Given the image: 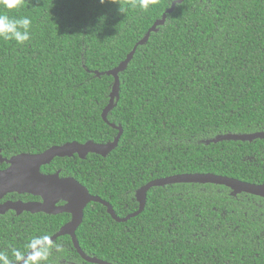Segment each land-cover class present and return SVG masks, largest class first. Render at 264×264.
Here are the masks:
<instances>
[{"label":"trees","instance_id":"obj_1","mask_svg":"<svg viewBox=\"0 0 264 264\" xmlns=\"http://www.w3.org/2000/svg\"><path fill=\"white\" fill-rule=\"evenodd\" d=\"M176 0H24L9 13L32 21L22 47L0 40V153L38 154L66 143L114 140L106 157L56 158L61 175L108 202L119 218L138 209L135 192L172 175L213 174L264 184V139L211 142L264 132V0H183L136 48ZM6 164H0L4 169ZM67 215L0 216V253H27ZM76 238L83 253L110 264H264V199L232 196L215 184L147 191L144 210L114 221L89 203ZM47 264H83L68 236L52 242Z\"/></svg>","mask_w":264,"mask_h":264},{"label":"water","instance_id":"obj_2","mask_svg":"<svg viewBox=\"0 0 264 264\" xmlns=\"http://www.w3.org/2000/svg\"><path fill=\"white\" fill-rule=\"evenodd\" d=\"M182 1L183 0H176L172 3L171 7L162 15L160 20H157L152 25L143 39L134 46L133 50L127 55L123 62H121L116 68L105 73H101V75L113 77V84L109 94V102L101 114L102 120L105 123L109 124L107 122L108 113L112 111L119 100V73L126 69L127 65L134 56L136 48L144 45L148 41L150 34L156 32L157 27L164 25L166 16L171 14L175 5L181 3ZM109 125L118 131V134L110 143L96 144L89 141L80 144L77 142H71L61 146H52L38 154L22 153L12 156L9 159L3 158L0 153V164L4 163L7 165L5 169H0V199L11 193L29 194L42 199L41 202L34 203H5L0 206V214H4L9 210L14 211L17 215L22 212H28L30 214L45 213L49 215H58L62 213L69 214L70 220L66 224L62 225L57 233L50 237L51 242H54L59 237L68 236L71 238L73 248L76 250L83 262L88 264H110L95 257L86 256L81 250L76 238V231L83 220L84 209L91 202L101 204L106 208L107 213L114 221L123 223L130 218L139 215L144 210L147 191L152 187L190 183L215 184L228 188L232 196L245 193L264 199V184H251L213 174L172 175L151 181L139 188L135 192L138 209L124 218H119L108 202L97 196L90 195L88 190L79 184L74 178H60L59 172L50 176H44L41 174V167L49 164L55 158H69L73 155H77L79 159L84 160L88 154H96L106 157L117 147L118 141L122 135V128L120 126L116 127L113 124ZM255 139H264V132L252 134H226L217 136L211 142L217 143L229 140L250 142ZM59 201H63L64 205L57 206L56 204Z\"/></svg>","mask_w":264,"mask_h":264},{"label":"clouds","instance_id":"obj_3","mask_svg":"<svg viewBox=\"0 0 264 264\" xmlns=\"http://www.w3.org/2000/svg\"><path fill=\"white\" fill-rule=\"evenodd\" d=\"M103 5L109 0H99ZM24 4V0H0V40L14 41L17 47L26 45L31 40L32 21L27 16L14 18L9 13L20 9ZM132 7L139 6L143 10H147L146 0H138V4L134 2ZM26 248L27 253L19 249H13L11 257L5 253H0V264H47L49 256L54 248L50 237L39 236L28 241Z\"/></svg>","mask_w":264,"mask_h":264},{"label":"flooded vegetation","instance_id":"obj_4","mask_svg":"<svg viewBox=\"0 0 264 264\" xmlns=\"http://www.w3.org/2000/svg\"><path fill=\"white\" fill-rule=\"evenodd\" d=\"M74 157H77L79 158L77 155H73L69 158H74ZM68 158V157H67ZM56 159V158H55ZM54 160H52L49 164L47 165H44L41 167V174L42 175H47V176H50V175H53L57 172H59V177L60 178H66V177H70V176H66V175H61L60 174V171L59 170H56L54 168V165H53V162ZM7 167V165H6ZM5 167V168H6ZM4 168V169H5ZM42 199L40 197H35V196H32V195H29V194H17V193H11V194H7L5 195L2 199H0V206L5 204V203H15V202H22V203H34V202H41ZM57 206H63L64 205V202L63 201H59L57 204ZM8 212H14L12 210H9L7 212H5L4 214H0V216H4L6 215ZM24 213H28V212H22L21 214L17 215L15 212H14V216H22ZM36 214H43V215H46V216H57V215H49V214H45V213H36ZM62 214H65V213H62ZM35 215V214H34ZM58 215H61V214H58ZM67 215V221L65 222V224L70 220V215L69 214H65ZM57 233V232H56ZM53 236V235H52ZM63 237V236H62ZM61 238V237H59ZM58 239V238H57ZM56 239V240H57ZM69 240L71 241V238L69 237ZM83 264H88V263H85L83 262Z\"/></svg>","mask_w":264,"mask_h":264}]
</instances>
